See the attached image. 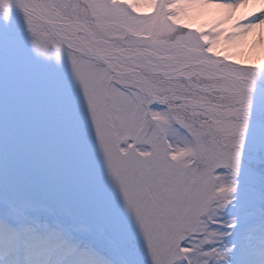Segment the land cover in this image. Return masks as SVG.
Here are the masks:
<instances>
[{
	"label": "snow or ice",
	"instance_id": "snow-or-ice-1",
	"mask_svg": "<svg viewBox=\"0 0 264 264\" xmlns=\"http://www.w3.org/2000/svg\"><path fill=\"white\" fill-rule=\"evenodd\" d=\"M0 264H264V0H0Z\"/></svg>",
	"mask_w": 264,
	"mask_h": 264
}]
</instances>
